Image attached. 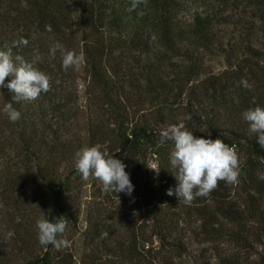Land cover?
I'll return each mask as SVG.
<instances>
[{
  "label": "trees",
  "instance_id": "trees-1",
  "mask_svg": "<svg viewBox=\"0 0 264 264\" xmlns=\"http://www.w3.org/2000/svg\"><path fill=\"white\" fill-rule=\"evenodd\" d=\"M81 2L82 26L93 38L83 49L97 101V121L89 125L91 146L100 145V150L106 146L109 156L135 160L137 166L148 162L149 155L155 156L172 169L169 156L174 144L160 142L161 126H178L176 108L185 107L190 119L184 121V130L194 134L196 124H202L211 137L231 147L237 144L239 153L244 144L248 156L242 205L235 203L231 185L221 181L206 199L196 197L184 204L174 197L181 208L174 212L165 188L159 189L162 194L153 188L167 182L161 175L157 179L150 176L137 195L118 194L132 201L134 208L115 209L114 225L97 221L91 251L81 264H184L186 231L199 243L217 244L213 248L217 264H264V179L259 178L264 148L243 119L245 111L264 108V91L257 87L264 83V49L256 47L249 33L257 26L264 33V0H135V7L134 0ZM72 4L73 0H0V50L11 48L13 56L30 62L39 57L35 67L50 76L54 87L62 83L59 93L38 107L33 102L36 99L15 103L7 88L0 89V109L12 102L21 113V119L12 123L0 112V157L8 159V164L13 151L27 161L42 160L45 154L56 157L60 166L73 152L75 140L63 141L58 133L64 129L69 135L66 124L78 118V108H72L76 97L64 86L76 81V69L63 70L59 50L54 57L50 55L56 43L76 53ZM228 27L235 28V35L225 43L216 31ZM22 38L27 46L13 48V42ZM209 56L222 67H211ZM241 80L248 82L247 88ZM145 104L150 109H142ZM18 180L6 177L0 209L24 188V181ZM41 182L47 195L40 205L43 215L66 222L71 211L70 178L48 176ZM34 204L28 210L34 211ZM25 219L17 222L21 233L15 235L19 253L25 256L21 264H74L68 249L58 253L51 245L41 249ZM181 222L189 228L180 227ZM197 222L199 230H192ZM221 244L227 247L222 249ZM7 251L1 239L0 252L6 257ZM208 251H203L199 264H212Z\"/></svg>",
  "mask_w": 264,
  "mask_h": 264
},
{
  "label": "rangeland",
  "instance_id": "rangeland-1",
  "mask_svg": "<svg viewBox=\"0 0 264 264\" xmlns=\"http://www.w3.org/2000/svg\"><path fill=\"white\" fill-rule=\"evenodd\" d=\"M81 3V0H73L70 10L75 23L74 38L77 55H83L84 45L93 39L91 34L82 26ZM249 33L252 35L256 47L264 49V33L262 29L257 26L256 29L254 28ZM216 34L218 35V38L224 39L225 43H227V41L234 37L235 28H220L217 29ZM209 61L211 67H222V64L219 62L218 64H215L216 61L213 62L210 56ZM64 86L68 94L72 93L76 97L77 103H75L72 108H75V111L78 108L77 120L75 119L71 123L66 124V127L71 129V133L66 135V132L63 128L62 132L58 133V137L62 138L63 141L75 140L74 149L72 150L73 152H70V155H67L68 162H65L62 166H60L58 163L61 160L56 159V157H53L52 159L51 157H47L46 154L42 160L29 159L27 161L26 159L23 160L22 158H19V156H17L18 154H15L14 151L10 152L9 157L7 155L10 164H8V159L0 157V191L2 192L6 190V177H9L10 179L16 177L19 179V182L24 181V188H21V190L15 195L13 194L14 200L12 195L11 201L8 203L9 205L0 209V235L4 236L1 239H4V243L6 244V248L8 250L6 257L4 256L3 252H0V264H21V260H24L25 256L19 253L21 246L18 245L15 240V235L17 233H21V230L17 229V222H21L23 218H26V223H29L28 232H31L30 236L35 237V240H37L35 243H38L35 223L38 218L44 216L41 207L44 199H46L47 196L44 193L41 184L42 178H47L48 176L70 178L71 192L69 203L71 211L69 218L65 222L66 231L61 236V239H66L69 241V246L62 248L68 249L73 253L74 264H81L85 254L91 251L89 246H91L93 243L94 233L96 231L95 227L98 225H96L97 221H99V223L100 221H106L107 224L114 225L115 218L113 217V213L115 212V209L118 211L120 206H122L123 209L134 208L132 201H129L123 197L120 198L112 192H103L102 186L98 184V181L95 178L90 177L86 181L82 180L75 170L76 153L84 147H92L89 140V125H91L92 122L97 121L96 110L94 108V105L95 107L97 105V101L95 99L96 91L94 90L90 77L85 70L84 60L79 68L76 69V81L74 82L70 80L65 83ZM257 87L264 91V83H259ZM61 89L62 83H59L58 86L55 87L50 83L49 91L47 93H41L40 96L33 102L35 103L36 107H38V105H47L50 102V97L59 93V90ZM145 105L146 106H143L142 109H150L149 105ZM186 107L189 108L190 106ZM176 109L177 111L175 112V115H177V120L179 121L178 126L183 125L185 129L184 121L189 117V112L184 110L185 107H178ZM150 117L154 118V116ZM71 124H73L72 128L70 127ZM169 127L171 126H161V130L165 131ZM194 135H196L197 138L216 139L215 137H211L210 134L206 132L205 126H202V124L199 125V123H197L195 126ZM78 138L80 141H78ZM14 142H16V140ZM105 147L101 151L110 155L108 150H104ZM233 148L235 149L238 157L241 178H238L237 182L231 185V189L234 191L233 195L236 194L235 203L242 205L244 199H246V195L240 193L242 192L244 186L243 184L247 180L246 172L243 169L248 157L246 155L247 148L243 144V151H240V153L237 144L233 145ZM147 159L148 162H141L140 166H137L135 160L122 159V162L126 165V171L130 174L131 182L134 185V192L131 196L137 195V191L140 189V187H144L149 183L150 176L157 179L161 175L168 179L167 182L153 185L156 194H162L159 192V189L165 188L167 191V189L170 187L174 188L177 183L174 176L172 175L173 170L167 167L165 168V165L162 164L160 159L156 158L155 156L151 158L150 155L147 157ZM259 172L263 173L261 176H264V167ZM120 195L125 196L123 193ZM168 197L172 199V203L169 205L170 209L174 212H180L181 208L177 207L178 203L173 201L175 196ZM204 199H206V197H204ZM18 202L21 204V206H17ZM32 202H35L33 205L35 208L34 211L28 210L29 204ZM212 206L213 204L211 203L210 207ZM196 218L199 219L198 216H196ZM200 226V222H197L192 224L191 229L199 230ZM180 227H185L187 229L189 228L188 224L185 222H181ZM8 232H12L14 235L8 237ZM184 242L187 248V252L185 253L184 257L186 262L184 264H199L203 251L207 249L209 250L208 253H206L208 261H211L212 264L218 263L215 259L216 252L213 250L217 244H203L202 242L199 243L198 238H196L195 235L190 231L185 232ZM157 245H159V242L155 243V247H157ZM43 247L45 246L41 245V249ZM226 247V244L220 245V248L222 249ZM257 250L259 253L263 252L262 248H257ZM60 251L61 249L57 250L56 253ZM40 252V249L36 250L34 255H37Z\"/></svg>",
  "mask_w": 264,
  "mask_h": 264
},
{
  "label": "clouds",
  "instance_id": "clouds-1",
  "mask_svg": "<svg viewBox=\"0 0 264 264\" xmlns=\"http://www.w3.org/2000/svg\"><path fill=\"white\" fill-rule=\"evenodd\" d=\"M133 6L135 7V0ZM51 31V28L48 29ZM26 39L14 41L12 47L27 46ZM62 57V68L78 69L83 63V55H77L73 51H65L63 45L56 43L50 48L53 57L57 51ZM39 57L31 62L21 55L13 56L11 48L0 50V89L7 88L13 94V102L35 100L41 93H47L50 89V76L38 70L35 64ZM12 79L5 83L8 77ZM248 87L246 80L240 82ZM10 122L15 123L21 119V113L13 107V103H7L0 109ZM190 119V117H189ZM243 119L249 125V131L257 134V143L264 148V108L255 107L243 113ZM160 142L171 140L174 144L169 160L176 180L174 188L170 187L166 194L175 196L179 203L190 204L196 197H208L223 181L232 185L241 178L239 161L235 149L221 139L197 138L190 131L184 130L183 125H173L161 132ZM100 145L84 147L76 153L75 170L82 180L95 178L102 186L105 193L112 192L131 196L134 185L130 174L126 171V165L114 156L100 150ZM264 179V176H260ZM37 239L40 245H51L57 250L68 247L69 241L60 237L66 231V223L63 218L49 219L47 215L36 220ZM8 237L14 235L7 233Z\"/></svg>",
  "mask_w": 264,
  "mask_h": 264
}]
</instances>
